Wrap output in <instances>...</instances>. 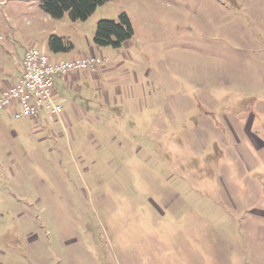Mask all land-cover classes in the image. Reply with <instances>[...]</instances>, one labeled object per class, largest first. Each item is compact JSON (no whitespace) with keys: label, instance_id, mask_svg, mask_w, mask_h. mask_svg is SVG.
Returning a JSON list of instances; mask_svg holds the SVG:
<instances>
[{"label":"rangeland","instance_id":"374dc122","mask_svg":"<svg viewBox=\"0 0 264 264\" xmlns=\"http://www.w3.org/2000/svg\"><path fill=\"white\" fill-rule=\"evenodd\" d=\"M39 3L0 0V87L51 36L113 68L33 130L0 110V264H264V0Z\"/></svg>","mask_w":264,"mask_h":264},{"label":"built area","instance_id":"2783aa9c","mask_svg":"<svg viewBox=\"0 0 264 264\" xmlns=\"http://www.w3.org/2000/svg\"><path fill=\"white\" fill-rule=\"evenodd\" d=\"M105 62L103 56L93 55L52 60L46 51L31 47L24 52L21 76L0 91V110L7 111L16 120L34 118L40 111L58 116L62 106L54 98L55 75L95 71Z\"/></svg>","mask_w":264,"mask_h":264},{"label":"trees","instance_id":"16d2710c","mask_svg":"<svg viewBox=\"0 0 264 264\" xmlns=\"http://www.w3.org/2000/svg\"><path fill=\"white\" fill-rule=\"evenodd\" d=\"M110 0H39L40 10L53 20H60L65 15L73 22L86 21L94 11ZM134 35L129 17L125 13L118 16L117 21L102 20L95 28L93 43L98 48L117 49L128 42ZM48 47L52 52H66L60 38L51 36Z\"/></svg>","mask_w":264,"mask_h":264},{"label":"crops","instance_id":"0c3cea01","mask_svg":"<svg viewBox=\"0 0 264 264\" xmlns=\"http://www.w3.org/2000/svg\"><path fill=\"white\" fill-rule=\"evenodd\" d=\"M42 12V11H41ZM44 14V13H43ZM44 16L46 17V23H49L50 21H52L53 19H51L48 15L44 14ZM66 17V16H65ZM129 44V42H127ZM47 37H46V42L44 40L43 45L41 46V49L44 51H47ZM31 47H35L34 45H32ZM25 48L21 55L18 57L16 56L15 58V64L18 66V71L14 73V77L15 79L12 80L11 83H4L1 87H0V91L7 88L8 86H10L12 83H14L20 76H21V62L23 59V55L24 52L31 48ZM95 48L94 45L92 46V48L90 49V53H94L95 52ZM68 53L66 54L65 52L62 53H55V52H50L49 56L51 57L52 60H61V59H67V58H75V57H84L83 54H81L80 51H77L75 53V55L73 56H67ZM105 57V56H104ZM112 61V60H111ZM109 60V62H111ZM115 61V59L113 60V62ZM108 63V60H106V62L104 63V65L102 67H99L97 70L95 71H90V70H83V71H78V72H74V73H70L68 75L65 76H61V75H55L54 77V89H55V93H54V98L57 101H60V104L62 106L63 109V105L66 106V109L69 110V107L71 108L72 106H74V98L73 95L70 94V92L74 93V95L80 96L82 95L83 99L86 97L87 93L90 92V90H93L94 87L97 84V79H98V72H106L111 70L113 67V65H110L109 67H107L105 64ZM112 67V68H111ZM110 68V69H109ZM63 113L60 115V117L58 116V118L62 119L63 116H66V113L64 110H62ZM46 119V113L44 111H40L38 113V115L34 118H23L20 120H28L30 123H32V130L35 129L37 126H42L43 123L41 122L42 120ZM41 138V137H40ZM42 138H44L42 136Z\"/></svg>","mask_w":264,"mask_h":264}]
</instances>
